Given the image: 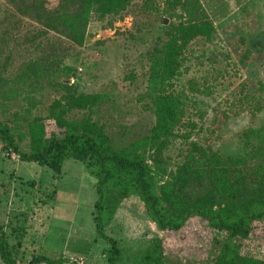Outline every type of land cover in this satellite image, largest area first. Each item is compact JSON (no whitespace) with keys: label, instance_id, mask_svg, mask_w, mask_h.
<instances>
[{"label":"rangeland","instance_id":"1","mask_svg":"<svg viewBox=\"0 0 264 264\" xmlns=\"http://www.w3.org/2000/svg\"><path fill=\"white\" fill-rule=\"evenodd\" d=\"M56 1L43 0L42 7ZM34 2L0 0V123L9 127L19 150H28V123L40 124L45 137L60 134L48 118L49 105L62 94L56 83L101 97L90 112L71 110L66 120L88 116L114 146L146 136L154 121L144 97L150 54L165 41L167 26L181 20L168 17L178 13L171 1L131 0L119 15L92 18L80 45L36 23L41 9ZM198 2L212 32L207 40L192 39L180 56L174 88L184 92L187 104L161 151L162 180L182 162L189 142L223 147L236 156L242 151L238 135L264 122V0ZM32 65L41 77L26 73ZM1 146L0 225L16 264L35 255L106 264L108 245L95 237L92 222L95 180L82 164L66 160L55 174L20 162ZM256 164L247 159L228 171L253 208L264 194V167ZM202 187L187 189L195 195ZM105 234L121 248V264H134L154 237L161 240L164 264H211L214 243L225 237L195 217L177 232H160L134 196L120 201ZM234 242L240 255L264 257V219L253 223L246 239Z\"/></svg>","mask_w":264,"mask_h":264},{"label":"trees","instance_id":"2","mask_svg":"<svg viewBox=\"0 0 264 264\" xmlns=\"http://www.w3.org/2000/svg\"><path fill=\"white\" fill-rule=\"evenodd\" d=\"M34 1L41 9L34 17L36 23L80 45L90 19L119 15L131 0H57L49 8L42 7L43 0ZM170 1L173 11L176 9L178 13H168V17L181 20L167 26L165 41L150 54L144 97L149 101L154 121L146 136L124 146H114L103 127L88 116L66 120L65 115L71 110L90 112L101 97L79 94L67 83H56L62 94L49 105L48 118L60 134L50 133L45 137L40 124L28 123L31 139L28 150L22 151L9 127L0 123L1 149L20 162L47 167L55 174L66 160L82 164L95 180L92 222L95 237L108 245L106 264H121V248L105 234V229L111 224L120 201L130 196L141 202L145 215L160 232H177L192 217L205 222L213 231L224 232L225 237L214 243L211 264H264V257L240 255L239 246L234 242L236 238L246 239L253 223L264 219V194L253 208L228 172L244 166L247 159L256 161L259 168L264 167V122L260 128H248L238 135L242 151L236 156L225 153L223 147L189 142L182 162L165 180L160 177L161 151L180 124L187 104L184 92L174 88L180 56L192 39L207 40L212 32V25L198 0ZM40 70L32 65L26 68V73L41 77ZM196 132L198 136L200 127ZM192 184L203 185L202 192L190 194L187 188ZM0 260L3 264H16L1 225ZM26 264L75 263L63 257L52 259L35 255ZM134 264H164L161 240L154 237Z\"/></svg>","mask_w":264,"mask_h":264}]
</instances>
